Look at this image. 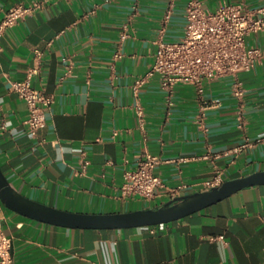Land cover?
<instances>
[{"label": "crops", "instance_id": "crops-1", "mask_svg": "<svg viewBox=\"0 0 264 264\" xmlns=\"http://www.w3.org/2000/svg\"><path fill=\"white\" fill-rule=\"evenodd\" d=\"M201 1L210 10L224 3L264 5ZM188 2L0 0V23L16 4L33 7L1 38L0 161L14 187L66 211L124 213L161 206L174 199L169 189L182 184L189 187L180 196L203 191L196 184L216 169L224 181L264 171V62L238 74L246 87L242 101L232 92L234 76L206 83L203 97L194 85L180 83L172 103L159 75L135 90L154 67L160 41L185 35ZM126 24L130 36L122 40ZM249 42L264 47V32ZM38 51L44 53L42 72L34 85L55 101L35 137L12 82L39 63ZM67 58L73 71L62 81ZM85 152L92 163L81 174ZM147 153L162 160L157 172L164 186L152 200L123 191L127 171ZM1 204L0 229L13 239V264H264V185L180 220L118 229L55 225Z\"/></svg>", "mask_w": 264, "mask_h": 264}, {"label": "built area", "instance_id": "built-area-1", "mask_svg": "<svg viewBox=\"0 0 264 264\" xmlns=\"http://www.w3.org/2000/svg\"><path fill=\"white\" fill-rule=\"evenodd\" d=\"M33 7L23 3L11 7L0 23V52L3 49L1 38L5 31L19 21L25 19ZM186 32L177 42L161 40L156 53L154 67L135 84L138 93L145 81L159 75L161 86L167 92L168 101L173 102L176 86L180 83L191 84L197 88L200 96H204L206 83L223 76H234L232 92L240 101L246 94V87L238 77L241 72L252 71L264 62V47L250 44L249 38L264 32V5L250 9L245 3H224L215 10L207 9L201 0H189L186 8ZM130 36L129 25L122 32V40ZM43 52L38 51L39 63L31 67L26 78L15 80L12 87L27 104L29 117L26 123L33 136H37L47 125V110L55 99L45 88L34 85V77L41 74ZM121 57V54H117ZM66 71L61 80H65L73 71V61L65 59ZM220 103V100H216ZM207 101H204L206 104ZM141 120L144 121L145 110L141 103L137 105ZM205 111L199 115L200 122L205 121ZM243 121V112L240 111ZM250 144H242L239 150ZM161 157L147 153L142 157L135 169L127 171L123 191L127 195L139 196L145 200L155 199L164 182L157 169ZM88 154L83 153L81 174H86L91 166ZM224 183L223 172L216 169L208 180L196 184L202 190H209ZM189 186L182 184L169 189V194L176 198ZM0 198V210L2 207ZM13 239L0 229V264H13Z\"/></svg>", "mask_w": 264, "mask_h": 264}, {"label": "water", "instance_id": "water-1", "mask_svg": "<svg viewBox=\"0 0 264 264\" xmlns=\"http://www.w3.org/2000/svg\"><path fill=\"white\" fill-rule=\"evenodd\" d=\"M264 185V171L224 181L220 186L178 196L158 206L124 213H78L28 197L14 187L0 161V198L10 209L43 222L74 228H130L173 222L212 206L244 188Z\"/></svg>", "mask_w": 264, "mask_h": 264}]
</instances>
